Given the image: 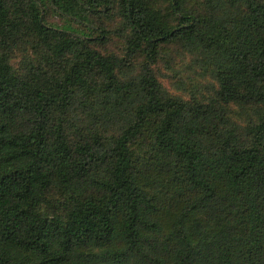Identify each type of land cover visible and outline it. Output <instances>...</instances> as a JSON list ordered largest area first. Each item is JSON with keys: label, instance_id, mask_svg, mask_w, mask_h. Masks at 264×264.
Here are the masks:
<instances>
[{"label": "trees", "instance_id": "16d2710c", "mask_svg": "<svg viewBox=\"0 0 264 264\" xmlns=\"http://www.w3.org/2000/svg\"><path fill=\"white\" fill-rule=\"evenodd\" d=\"M0 264H264V0H0Z\"/></svg>", "mask_w": 264, "mask_h": 264}, {"label": "rangeland", "instance_id": "374dc122", "mask_svg": "<svg viewBox=\"0 0 264 264\" xmlns=\"http://www.w3.org/2000/svg\"><path fill=\"white\" fill-rule=\"evenodd\" d=\"M48 19L51 23H55V24H62L64 23V20H62L60 17L55 16L53 14L48 16Z\"/></svg>", "mask_w": 264, "mask_h": 264}]
</instances>
